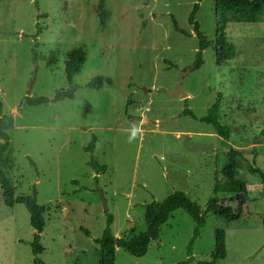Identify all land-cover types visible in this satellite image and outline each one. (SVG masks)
I'll list each match as a JSON object with an SVG mask.
<instances>
[{"label": "rangeland", "instance_id": "374dc122", "mask_svg": "<svg viewBox=\"0 0 264 264\" xmlns=\"http://www.w3.org/2000/svg\"><path fill=\"white\" fill-rule=\"evenodd\" d=\"M98 2L0 0V100L3 115L13 118L0 171L11 180L14 198L33 197L45 208L39 259L98 264L96 240L108 214L116 238L136 236L146 232L145 206L175 191L204 212L212 197H226L213 188L227 152L235 151L241 155L237 177L248 189L244 213L234 222L207 213L190 264L210 261L217 230L225 232L227 252L217 264H264V183L248 171L252 166L264 174V13L254 24L227 25L232 60L218 65L210 47L193 70L198 40L188 16L197 0H106L105 29ZM196 20L214 43V0H202ZM35 45L38 54L55 55L54 66L33 62ZM73 49H82L86 61L69 82L64 62ZM181 76L186 101L169 95ZM96 77L111 79L112 86L86 88ZM72 89L71 100L21 105L29 93L51 100ZM213 105L220 123L231 128L228 143L210 125L182 115L187 108L200 119ZM93 136L89 155L83 149ZM91 157L104 173L87 165ZM193 229L191 218L175 211L145 256L117 250L115 264L183 262ZM33 236L28 212L20 204L6 206L0 186V264H32Z\"/></svg>", "mask_w": 264, "mask_h": 264}, {"label": "trees", "instance_id": "16d2710c", "mask_svg": "<svg viewBox=\"0 0 264 264\" xmlns=\"http://www.w3.org/2000/svg\"><path fill=\"white\" fill-rule=\"evenodd\" d=\"M105 1L106 0H99L96 6V15L102 29H105L110 20V14L106 9ZM201 2L202 0H197V2L194 3L188 16V23L192 26L195 37L198 40V50L192 66L193 70H198L202 67V53L210 47H212L216 53V61L218 65L222 62L232 60L235 56V52L233 46L227 41L225 33L227 25L230 23L254 24L259 21L264 13V0H214L216 36L214 43H212L202 34L200 31V25L196 20V15L199 12ZM172 22L174 29L182 35H185V33L179 30L174 19H172ZM31 55L34 63L45 62L50 67L54 66L56 63L55 55L53 53L44 57L38 54L36 51V45L31 50ZM85 61V53L82 49H73L67 54L64 62V74L67 81L70 82L73 76L80 72ZM104 85L112 86V80L96 77L86 85V88L99 90ZM73 91L74 89L66 92H57L51 100L44 97H26L23 99L21 105L36 107L46 105L50 102L55 103L64 99L71 100L73 98ZM182 115L210 125L216 135L221 138L223 143H228L230 140L231 128L230 126L222 125L220 123L217 105H213L208 110L207 115L200 119H197L192 111L187 108L182 112ZM12 128L13 118L11 116L3 115V103L0 100V140L3 142L0 146V164L4 163L6 153H8L10 140L9 132ZM95 144L96 138L93 136L91 142L83 149V151L92 155L95 150ZM240 156L239 152H227L228 164L219 172L222 178L217 179L213 188L215 194L224 195L226 197L222 199L212 197L204 212H202L197 203L192 201L185 193L175 191L162 201H152L145 206L144 221L146 224V232L129 238H116L112 234L111 225L113 218L108 214L102 236L99 240H96V244H98L100 249L98 264H115L117 250H123L135 258L145 256L150 244L158 240L161 226H163L171 215L178 210L185 212L191 218L194 224V229L192 238L188 244V258L177 264H190L193 261V258L191 257L193 243L199 237L201 229L205 226V215L207 213H212L216 217L228 222L239 220L244 213L248 189L245 182L237 177L236 159ZM30 164L35 167L32 161H30ZM87 165L93 169L97 175L106 171V167L98 165L92 157ZM248 171L252 174L258 175L260 180L264 183V174L259 169L250 166ZM0 186L6 206L12 207L14 204H20L24 206L28 212L30 226L34 230V236L31 242V253L34 257L32 264H44L39 259V255L43 252V247L40 245V235L43 232L45 225V208L40 206L33 197L24 196L14 198L12 182L9 178L5 177L1 171ZM85 234L88 236L87 232H85ZM214 241V251L211 253L210 261L198 262V264H217L219 261L226 258L225 232L223 230H217L215 232Z\"/></svg>", "mask_w": 264, "mask_h": 264}, {"label": "water", "instance_id": "95a60500", "mask_svg": "<svg viewBox=\"0 0 264 264\" xmlns=\"http://www.w3.org/2000/svg\"><path fill=\"white\" fill-rule=\"evenodd\" d=\"M188 72H190V70ZM35 73H36V67L33 69L32 80L34 79ZM182 82H183V76H181L179 78V80H178V82H177V84H176V86L174 88V91L172 93H169L170 96L179 98L181 100H185L186 99L187 95L181 91ZM30 87H31V82L29 83V88ZM27 97L28 98L30 97V93L27 95ZM132 119L137 120V121H140L142 118L141 117H133ZM98 192H99V196H100L101 201H102L103 210H104V212H107L108 211L107 201L104 198L101 190H98Z\"/></svg>", "mask_w": 264, "mask_h": 264}]
</instances>
